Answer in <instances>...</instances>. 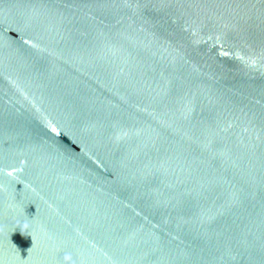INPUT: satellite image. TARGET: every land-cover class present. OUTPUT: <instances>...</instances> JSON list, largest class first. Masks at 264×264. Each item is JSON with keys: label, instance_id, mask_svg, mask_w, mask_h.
<instances>
[{"label": "water", "instance_id": "95a60500", "mask_svg": "<svg viewBox=\"0 0 264 264\" xmlns=\"http://www.w3.org/2000/svg\"><path fill=\"white\" fill-rule=\"evenodd\" d=\"M0 264H264V0H0Z\"/></svg>", "mask_w": 264, "mask_h": 264}, {"label": "clouds", "instance_id": "9594fccd", "mask_svg": "<svg viewBox=\"0 0 264 264\" xmlns=\"http://www.w3.org/2000/svg\"><path fill=\"white\" fill-rule=\"evenodd\" d=\"M66 260L68 259V254H65V257H64Z\"/></svg>", "mask_w": 264, "mask_h": 264}]
</instances>
